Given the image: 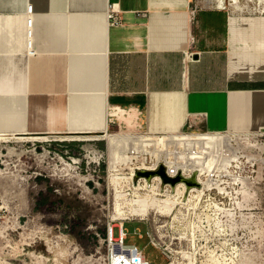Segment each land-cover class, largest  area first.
Instances as JSON below:
<instances>
[{
  "label": "crops",
  "instance_id": "0c3cea01",
  "mask_svg": "<svg viewBox=\"0 0 264 264\" xmlns=\"http://www.w3.org/2000/svg\"><path fill=\"white\" fill-rule=\"evenodd\" d=\"M110 2L123 26H110ZM0 56V134H264V12L0 0Z\"/></svg>",
  "mask_w": 264,
  "mask_h": 264
},
{
  "label": "rangeland",
  "instance_id": "374dc122",
  "mask_svg": "<svg viewBox=\"0 0 264 264\" xmlns=\"http://www.w3.org/2000/svg\"><path fill=\"white\" fill-rule=\"evenodd\" d=\"M71 134L42 133L48 136L43 140L28 137L36 134L0 135L1 262L35 264L32 254H37L46 258L43 264H107L104 233L109 223L124 222L126 243L138 245L153 264H264L263 133L251 138L262 149L245 143L241 148L233 142L232 149L238 150L223 151L222 160L208 172L212 188L201 197L191 191L193 187H186L169 213L154 211L146 219L124 220L118 213H129V199L139 193L151 196L153 186L160 185L161 200L167 198L165 190L171 198L177 194L176 186L161 178L159 184L153 178L137 177V171L155 163L156 155L139 142L132 149L128 137L147 134L129 126L88 134L93 137L89 140L71 139ZM106 134L122 136L118 144L124 160L114 184L108 170ZM145 182L146 188L136 192ZM119 190L129 197L121 204L116 203Z\"/></svg>",
  "mask_w": 264,
  "mask_h": 264
},
{
  "label": "bare ground",
  "instance_id": "6f19581e",
  "mask_svg": "<svg viewBox=\"0 0 264 264\" xmlns=\"http://www.w3.org/2000/svg\"><path fill=\"white\" fill-rule=\"evenodd\" d=\"M31 26H33L32 23H31ZM29 29H30V27H29ZM32 37H33V34H32ZM2 59H5V58H2ZM6 61L8 62V60H6ZM8 87L10 88L9 84H8ZM11 91H13V90H11ZM16 93H19V92H16ZM105 117H106V114H105ZM102 130H103V132H106V123L104 124ZM84 131L85 130H83L82 128H78V129L72 128L71 129V133H72L71 139L89 140V139L93 138L92 136L86 134V132H84ZM256 133L257 132H228V133H219V132H216V133L205 132L204 133V132H202V133H189V134L188 133H176V134H168V135H163V136H158V135L154 136V135L149 134V135H146L143 137L130 135L128 138L132 139L130 142V144H132V146H133L132 149H134V148L137 149V147H138L137 143L139 142V145H142L143 147L149 148L148 150H150L152 152L154 151L153 153L156 155L155 156L156 161L152 166H150V167L145 166L144 167L148 170L156 169L158 164H160V162H162L168 168V173L172 177H174L180 173L186 175V174L192 173L193 171L199 172L198 173V179H199V182L202 184V188L193 187V189L191 191H193V192L198 191V197H201L204 194V191L206 189L212 188L211 183H210L211 182L210 181V174L208 172L214 170L216 163H218V161L222 160V159H220V157H221L220 155H222V153H224L223 151H225L227 149H229V151H230L233 148V146L231 145V144H233V142L238 143L239 144L238 146L241 148L244 147V146L242 147V143H245L251 147L252 146L258 147L259 149L263 148V145H259V144H255V143L253 144V142H251L252 136L255 135ZM259 133H263V132H259ZM0 135H3V134H0ZM119 136H118V134H106L105 136H103V137H105V139L107 141L108 170L111 174V175L109 174L111 177V184L116 183V176H115L116 171H118L120 163L124 160L123 157L121 155H119V149L120 148H119L118 140L120 137H122V136H120V137ZM21 137H23V134ZM28 137L32 138V139L43 140V139H46L48 136H46V135L41 136V135L37 134V135H28ZM53 137H55V136H53ZM95 138H97V137H95ZM258 143H260V142H258ZM236 149H237V147H236ZM236 149H232V150H236ZM236 153H237V151H236ZM236 153H234V154H236ZM231 154H233V152H231ZM231 154H229V155H231ZM223 156H222V158H223ZM235 156L236 155H234L233 157H235ZM233 157H231V158H233ZM161 159H162V161H161ZM251 159H253V157ZM141 167H143V166H141ZM141 167H139V168H141ZM134 172H135V168L133 169V172L131 173V178L133 177ZM202 175H207L209 178L202 179L201 178ZM154 180L159 184L161 182V179L159 176H155L153 178V181ZM146 186H147V182H145L144 185H140L139 187H136V190H137L136 192H138L141 189H145ZM159 187H160V185H159ZM159 187L156 185V186H153L152 188L149 189V193H151V196L147 195L145 197H141L140 193H139V195L136 196L135 198L129 199L130 200L129 202L131 204V205H129V206H131L129 213L124 214L123 212H121L122 211L121 210V211H119L118 215L121 216L124 220L127 218L131 219L132 217L133 218L146 219V218L150 217L151 216L150 214L154 211H156L157 213L158 212L169 213L173 209L175 204L177 203L178 198L181 195H184L183 193L185 192L186 185L183 182H180L179 184L176 185L177 194H176L175 198H171L170 191L165 190L164 195L167 198L164 200H161L162 197L161 198L158 197L160 194ZM145 193H147V192H145ZM127 196L128 195L126 194V192H122V191L117 192L116 203L118 204L120 201L124 202V201L128 200L129 197L127 198ZM114 198H115V196H114ZM181 198H180V200H181ZM200 199H202V198H200ZM162 203H165V205L162 206ZM120 204H121V202H120ZM123 209H125V208H123ZM47 239L49 240V238H47ZM47 239H45V241ZM50 246H51V244H50ZM54 252H55V250H54ZM32 257L34 260L33 263H35V264H43L45 259H46L43 256L37 255V254H32ZM190 263H192V262H190ZM0 264H8V263H3L0 261ZM167 264H172V262H169Z\"/></svg>",
  "mask_w": 264,
  "mask_h": 264
},
{
  "label": "built area",
  "instance_id": "2783aa9c",
  "mask_svg": "<svg viewBox=\"0 0 264 264\" xmlns=\"http://www.w3.org/2000/svg\"><path fill=\"white\" fill-rule=\"evenodd\" d=\"M193 11L204 8H226L231 13L239 12H264V0H192ZM32 6H29V13ZM122 9L118 2H110L107 9V17L110 26H123ZM144 14V13H142ZM32 23V19H29ZM168 169V168H167ZM115 229L118 235L115 236ZM128 231L124 222L119 225L108 224L107 231L104 233L103 243L107 248V264H153L143 253V250L136 244L126 243Z\"/></svg>",
  "mask_w": 264,
  "mask_h": 264
},
{
  "label": "water",
  "instance_id": "95a60500",
  "mask_svg": "<svg viewBox=\"0 0 264 264\" xmlns=\"http://www.w3.org/2000/svg\"><path fill=\"white\" fill-rule=\"evenodd\" d=\"M37 135V134H36ZM40 135V134H38ZM137 177H145L146 179H152L155 176H159L165 184H169L172 187H175L180 182L185 183L186 187L188 189H191L192 187H198L200 186V182L198 179V175L194 174L192 177H186L184 174L180 173L174 177H172L168 173V169H166L165 165H161L158 169L154 170H139L137 171Z\"/></svg>",
  "mask_w": 264,
  "mask_h": 264
}]
</instances>
